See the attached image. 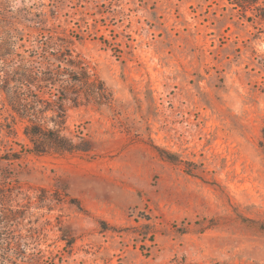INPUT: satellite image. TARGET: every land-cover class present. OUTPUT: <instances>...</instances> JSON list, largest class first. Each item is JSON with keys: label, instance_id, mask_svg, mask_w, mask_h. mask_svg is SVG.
Here are the masks:
<instances>
[{"label": "rangeland", "instance_id": "rangeland-1", "mask_svg": "<svg viewBox=\"0 0 264 264\" xmlns=\"http://www.w3.org/2000/svg\"><path fill=\"white\" fill-rule=\"evenodd\" d=\"M241 13L232 0H0L24 49L51 29L112 93L68 102L64 133L89 152L0 160L28 208L18 232L50 264H264V24ZM25 125L1 154L29 143Z\"/></svg>", "mask_w": 264, "mask_h": 264}, {"label": "trees", "instance_id": "trees-1", "mask_svg": "<svg viewBox=\"0 0 264 264\" xmlns=\"http://www.w3.org/2000/svg\"><path fill=\"white\" fill-rule=\"evenodd\" d=\"M232 3L247 20L264 24V0ZM249 10L253 16H247ZM9 27L0 22V109L8 112L5 122L0 121V138L15 136L14 124L19 118L26 122L24 132L29 143L15 142L21 148H8L7 154L0 153V160H19L29 153L89 152V138L80 136L76 141L64 133L68 102L78 106L96 95L111 101L105 81L91 72L66 42L59 43V34L53 30L47 29V35L40 39L39 35L33 47L24 49L23 30ZM260 145L264 150V126ZM9 178L0 173V264H50L43 251L29 242L33 236L18 232L17 225L27 217L28 208L20 202L15 204Z\"/></svg>", "mask_w": 264, "mask_h": 264}]
</instances>
